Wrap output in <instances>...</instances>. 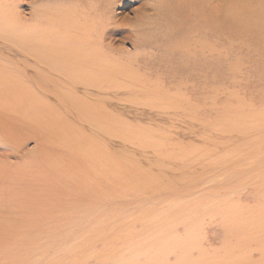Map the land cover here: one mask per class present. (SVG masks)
Masks as SVG:
<instances>
[{"label":"bare ground","instance_id":"6f19581e","mask_svg":"<svg viewBox=\"0 0 264 264\" xmlns=\"http://www.w3.org/2000/svg\"><path fill=\"white\" fill-rule=\"evenodd\" d=\"M17 1L0 0V64L18 62L17 69L46 101H27L0 120V264L15 248V255L23 247L39 248L41 234L54 235L60 225L76 219L85 225L98 222L92 227L102 234L52 245L55 258L45 259V264H73L78 258L77 264H87L96 257L94 264H107L94 249L97 241L107 254L114 245L121 248L119 255L124 256L116 255L118 264L137 259L142 264H181L180 240L165 233L159 207L133 216L128 204H120L121 214L108 204L81 216L91 201L84 192L94 188L82 179L72 185L76 153L70 119L99 130V122L108 121L111 113L101 106L90 111L80 107L82 101L72 92H135L132 85L144 88L139 72L143 77L161 75L164 84L176 82L179 92H211L216 79L228 71L238 92L248 74L237 51L255 54L264 67V0H147L132 26L135 34L127 35L138 50L128 64L105 45L106 34L116 24L111 13L119 0H38L31 24L12 14ZM149 47L157 56L145 54ZM27 142L34 147L22 153ZM112 197L109 193L104 199ZM116 218L126 219L133 228L138 224V234L124 228L116 237V230L105 226L121 224Z\"/></svg>","mask_w":264,"mask_h":264},{"label":"rangeland","instance_id":"374dc122","mask_svg":"<svg viewBox=\"0 0 264 264\" xmlns=\"http://www.w3.org/2000/svg\"><path fill=\"white\" fill-rule=\"evenodd\" d=\"M146 1L119 0L112 9L116 24L106 34L105 45L123 63L137 58L133 37L127 35L135 34L132 26L145 11ZM37 4L38 0H18L12 14L31 24ZM235 46L242 48L239 43ZM144 52L157 56L150 47ZM237 52L248 74L238 92L229 71L216 79L211 92H179L176 82L164 84L161 75L143 77L141 72L144 88L132 85L135 92H72L82 101L80 107L90 111L101 106L111 113L108 121L99 122V130L70 119L76 153L72 185L82 179L94 188L84 192L91 201L81 216L108 204L117 207L116 214L122 212L120 204H128L133 216L156 206L163 210L165 233L180 240L181 264H264V67L255 54ZM16 64H0L1 121L27 101H46ZM33 147L27 142L22 153ZM109 193L113 197L104 199ZM125 221L121 218L116 227L105 226L116 230V237L124 228L138 234L139 225L133 228ZM97 223L85 225L76 219L60 225L54 235H40L39 248L23 247L16 255L15 248L5 264H45V259L55 258L52 245L62 240L70 245L78 236L102 234V229L94 230ZM93 245L107 264H118L119 246L107 254L100 242ZM136 261L142 264V259Z\"/></svg>","mask_w":264,"mask_h":264}]
</instances>
